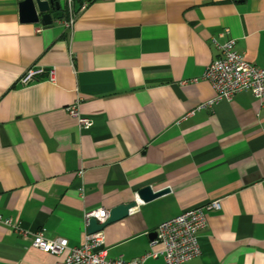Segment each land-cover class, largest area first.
Instances as JSON below:
<instances>
[{
  "label": "crops",
  "instance_id": "obj_1",
  "mask_svg": "<svg viewBox=\"0 0 264 264\" xmlns=\"http://www.w3.org/2000/svg\"><path fill=\"white\" fill-rule=\"evenodd\" d=\"M22 1L0 0V215L30 234L0 224V264H55L66 253L34 247L36 233L80 246L86 211L136 200L103 229L110 258L162 251L161 223L220 200L182 264H264L262 102L242 92L197 110L216 96L213 39L264 67V0H76L72 29L64 0L48 26L22 22ZM35 67L55 82L21 85ZM78 100L90 129L67 110ZM147 186L170 191L138 199Z\"/></svg>",
  "mask_w": 264,
  "mask_h": 264
},
{
  "label": "built area",
  "instance_id": "obj_2",
  "mask_svg": "<svg viewBox=\"0 0 264 264\" xmlns=\"http://www.w3.org/2000/svg\"><path fill=\"white\" fill-rule=\"evenodd\" d=\"M76 0H64L65 11L68 19L66 26L73 28L78 17L75 8ZM88 3L81 6L82 12ZM218 49L217 58L209 65L205 73V79L210 82L215 90L216 96L212 100L200 105V109H212L223 100L230 101L237 94L251 92L262 102L264 107V67L247 61L243 55L236 50V40L229 39L219 43L213 39ZM47 74L51 82L56 80V70L51 68H31L20 79L23 86L31 85L39 80V77ZM79 101L67 108L68 112L78 120L82 129H90L93 120L81 115ZM192 111L190 115L194 114ZM220 200H214L206 205L195 207L184 211L182 214L164 221L158 227L155 243H160L163 250L160 252H149L134 260H127L123 255L117 258H110L105 248L103 230L95 233H86L85 242L80 246L69 247L65 239H49L44 232L34 235L32 245L42 251L60 255L66 253L63 260L55 264H146L149 259L162 257L166 264H182L192 261L202 254L200 245V233L207 227L208 220L206 213L211 210H220ZM109 212L98 208L85 212L84 220L86 227H89L91 219H96L99 224H104L109 217ZM0 224L5 225L22 237L30 234L20 223L12 218H5L0 215Z\"/></svg>",
  "mask_w": 264,
  "mask_h": 264
},
{
  "label": "water",
  "instance_id": "obj_3",
  "mask_svg": "<svg viewBox=\"0 0 264 264\" xmlns=\"http://www.w3.org/2000/svg\"><path fill=\"white\" fill-rule=\"evenodd\" d=\"M63 0H23L20 3V17L24 23H42L44 26L51 25L53 20L64 17ZM170 191L169 188L154 190L147 186L138 193V199L144 201L154 200ZM137 206V200L129 204H123L113 208L104 224H99L96 219H91L88 232L95 233L103 230L107 225L119 221L130 215L131 210ZM156 238L157 233L152 234Z\"/></svg>",
  "mask_w": 264,
  "mask_h": 264
}]
</instances>
